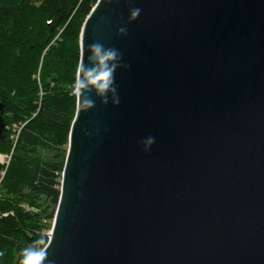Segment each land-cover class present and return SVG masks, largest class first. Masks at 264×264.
Returning a JSON list of instances; mask_svg holds the SVG:
<instances>
[{"label": "water", "instance_id": "1", "mask_svg": "<svg viewBox=\"0 0 264 264\" xmlns=\"http://www.w3.org/2000/svg\"><path fill=\"white\" fill-rule=\"evenodd\" d=\"M132 6L126 35V0H96L81 27L85 56L98 41L131 67L118 106L77 107L49 260L264 264V0Z\"/></svg>", "mask_w": 264, "mask_h": 264}, {"label": "trees", "instance_id": "2", "mask_svg": "<svg viewBox=\"0 0 264 264\" xmlns=\"http://www.w3.org/2000/svg\"><path fill=\"white\" fill-rule=\"evenodd\" d=\"M95 2L0 0V264H18L19 249L51 228Z\"/></svg>", "mask_w": 264, "mask_h": 264}, {"label": "clouds", "instance_id": "3", "mask_svg": "<svg viewBox=\"0 0 264 264\" xmlns=\"http://www.w3.org/2000/svg\"><path fill=\"white\" fill-rule=\"evenodd\" d=\"M111 4L113 0H104ZM133 0H126L128 15L125 20L119 18L122 26L116 28V35H126V25L135 21L140 13L139 7L132 6ZM107 23V21H105ZM131 67L123 57V53L114 46H106L101 42H92L87 46V56L82 46L78 62L75 66L74 80L71 86V95L76 98L78 110L89 112L96 107L98 100L101 105L113 107L120 103L118 85L116 83V72L118 69L128 70ZM107 131V129H105ZM88 134V133H86ZM156 138L147 135L137 141L144 152H149ZM50 241L44 235L32 240L27 246L19 249L18 264H53L48 258Z\"/></svg>", "mask_w": 264, "mask_h": 264}, {"label": "rangeland", "instance_id": "4", "mask_svg": "<svg viewBox=\"0 0 264 264\" xmlns=\"http://www.w3.org/2000/svg\"><path fill=\"white\" fill-rule=\"evenodd\" d=\"M7 161V158L5 160V157L3 159L0 160V163H5ZM49 232V230H46L43 234L45 235V233ZM45 237L47 238V236L45 235Z\"/></svg>", "mask_w": 264, "mask_h": 264}, {"label": "bare ground", "instance_id": "5", "mask_svg": "<svg viewBox=\"0 0 264 264\" xmlns=\"http://www.w3.org/2000/svg\"><path fill=\"white\" fill-rule=\"evenodd\" d=\"M79 55H80V54H79ZM77 107H78V106H77V101H76V111H75V113L77 112ZM74 117H75V115H74ZM3 157H5V156H1V155H0V160L3 159ZM6 157H7V156H6ZM7 159H8V157H7Z\"/></svg>", "mask_w": 264, "mask_h": 264}]
</instances>
